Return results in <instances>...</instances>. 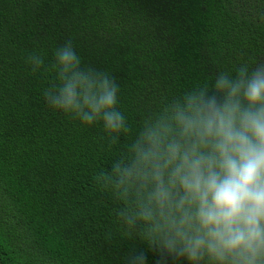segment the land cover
<instances>
[{"label":"trees","instance_id":"1","mask_svg":"<svg viewBox=\"0 0 264 264\" xmlns=\"http://www.w3.org/2000/svg\"><path fill=\"white\" fill-rule=\"evenodd\" d=\"M68 42L119 87L130 134L114 144L102 122L46 103ZM33 52L44 59L35 72ZM261 63L264 0H0V264H129L138 253L175 264L117 216L122 202L96 177L166 102Z\"/></svg>","mask_w":264,"mask_h":264},{"label":"clouds","instance_id":"2","mask_svg":"<svg viewBox=\"0 0 264 264\" xmlns=\"http://www.w3.org/2000/svg\"><path fill=\"white\" fill-rule=\"evenodd\" d=\"M27 62L35 72L44 59L33 52ZM52 67L58 83L44 90L52 109L102 122L113 144L130 134L110 74L82 67L70 42ZM96 182L122 202L117 216L175 264H264V63L166 102ZM129 264H145L143 253Z\"/></svg>","mask_w":264,"mask_h":264}]
</instances>
